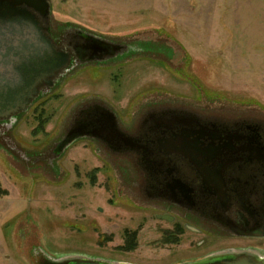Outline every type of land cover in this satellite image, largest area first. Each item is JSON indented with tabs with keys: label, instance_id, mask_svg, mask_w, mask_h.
<instances>
[{
	"label": "rangeland",
	"instance_id": "obj_1",
	"mask_svg": "<svg viewBox=\"0 0 264 264\" xmlns=\"http://www.w3.org/2000/svg\"><path fill=\"white\" fill-rule=\"evenodd\" d=\"M44 1L53 34L137 50L70 67L0 127V264H145L155 211L130 187L143 174L132 154L88 137L59 142L95 107L127 133L164 108L264 125V0ZM139 225L136 250L121 252Z\"/></svg>",
	"mask_w": 264,
	"mask_h": 264
},
{
	"label": "flooded vegetation",
	"instance_id": "obj_2",
	"mask_svg": "<svg viewBox=\"0 0 264 264\" xmlns=\"http://www.w3.org/2000/svg\"><path fill=\"white\" fill-rule=\"evenodd\" d=\"M19 8L32 14L43 38L65 57L58 71L36 84L26 110L70 67L107 65L137 50L90 35H55L40 3ZM25 111L1 120L0 127ZM85 137L114 152L131 153L143 172L130 187L155 211L145 264H203L234 254L264 255V125L259 121L164 108L148 113L135 132L127 133L109 111L95 107L73 116L59 147ZM142 227L124 231L121 252L136 250Z\"/></svg>",
	"mask_w": 264,
	"mask_h": 264
},
{
	"label": "water",
	"instance_id": "obj_3",
	"mask_svg": "<svg viewBox=\"0 0 264 264\" xmlns=\"http://www.w3.org/2000/svg\"><path fill=\"white\" fill-rule=\"evenodd\" d=\"M37 2L47 9L44 0H3L0 7V121L25 111L36 84L65 63V57L43 38L32 14L19 8L21 4ZM50 264L116 263L78 258ZM203 264H264V255L234 254Z\"/></svg>",
	"mask_w": 264,
	"mask_h": 264
}]
</instances>
